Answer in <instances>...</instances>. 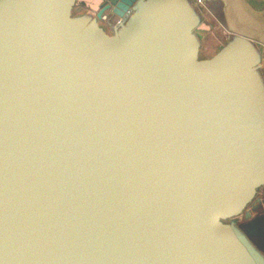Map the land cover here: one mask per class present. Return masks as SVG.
<instances>
[{
	"label": "water",
	"instance_id": "water-1",
	"mask_svg": "<svg viewBox=\"0 0 264 264\" xmlns=\"http://www.w3.org/2000/svg\"><path fill=\"white\" fill-rule=\"evenodd\" d=\"M0 264H264V7L0 0Z\"/></svg>",
	"mask_w": 264,
	"mask_h": 264
},
{
	"label": "crops",
	"instance_id": "crops-1",
	"mask_svg": "<svg viewBox=\"0 0 264 264\" xmlns=\"http://www.w3.org/2000/svg\"><path fill=\"white\" fill-rule=\"evenodd\" d=\"M257 7H264V0H251Z\"/></svg>",
	"mask_w": 264,
	"mask_h": 264
},
{
	"label": "flooded vegetation",
	"instance_id": "flooded-vegetation-1",
	"mask_svg": "<svg viewBox=\"0 0 264 264\" xmlns=\"http://www.w3.org/2000/svg\"><path fill=\"white\" fill-rule=\"evenodd\" d=\"M112 17V16H111Z\"/></svg>",
	"mask_w": 264,
	"mask_h": 264
}]
</instances>
